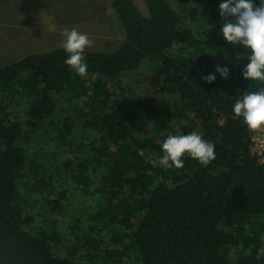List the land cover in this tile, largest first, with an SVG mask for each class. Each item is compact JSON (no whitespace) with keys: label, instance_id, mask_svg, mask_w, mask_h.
I'll return each mask as SVG.
<instances>
[{"label":"trees","instance_id":"16d2710c","mask_svg":"<svg viewBox=\"0 0 264 264\" xmlns=\"http://www.w3.org/2000/svg\"><path fill=\"white\" fill-rule=\"evenodd\" d=\"M109 1L0 67V264H264V0Z\"/></svg>","mask_w":264,"mask_h":264},{"label":"rangeland","instance_id":"374dc122","mask_svg":"<svg viewBox=\"0 0 264 264\" xmlns=\"http://www.w3.org/2000/svg\"><path fill=\"white\" fill-rule=\"evenodd\" d=\"M147 14L142 0H135ZM124 40L109 0H11L0 5V67L61 47L115 50Z\"/></svg>","mask_w":264,"mask_h":264},{"label":"built area","instance_id":"2783aa9c","mask_svg":"<svg viewBox=\"0 0 264 264\" xmlns=\"http://www.w3.org/2000/svg\"><path fill=\"white\" fill-rule=\"evenodd\" d=\"M252 140L255 153L264 163V115L254 121Z\"/></svg>","mask_w":264,"mask_h":264}]
</instances>
